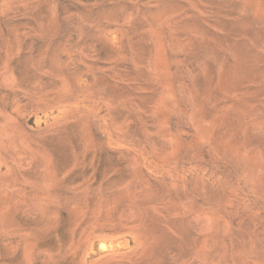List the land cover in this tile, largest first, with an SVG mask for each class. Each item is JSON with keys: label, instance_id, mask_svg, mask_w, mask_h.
Listing matches in <instances>:
<instances>
[{"label": "rangeland", "instance_id": "rangeland-1", "mask_svg": "<svg viewBox=\"0 0 264 264\" xmlns=\"http://www.w3.org/2000/svg\"><path fill=\"white\" fill-rule=\"evenodd\" d=\"M0 264H264V0H0Z\"/></svg>", "mask_w": 264, "mask_h": 264}]
</instances>
